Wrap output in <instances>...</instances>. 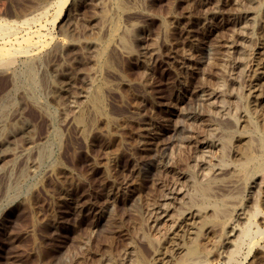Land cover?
<instances>
[{
    "label": "rangeland",
    "instance_id": "obj_1",
    "mask_svg": "<svg viewBox=\"0 0 264 264\" xmlns=\"http://www.w3.org/2000/svg\"><path fill=\"white\" fill-rule=\"evenodd\" d=\"M46 1L36 86L0 72V264H178L191 214L199 264H264V0Z\"/></svg>",
    "mask_w": 264,
    "mask_h": 264
},
{
    "label": "bare ground",
    "instance_id": "obj_2",
    "mask_svg": "<svg viewBox=\"0 0 264 264\" xmlns=\"http://www.w3.org/2000/svg\"><path fill=\"white\" fill-rule=\"evenodd\" d=\"M52 3L50 5V7H54L55 9V17L54 19L51 21V24L54 26L57 22V18L61 15L63 8L65 6V4L68 2V0H50ZM34 2V1H33ZM49 1L46 0H36V3L34 6L30 7V9H27L25 12L23 13H19V14H14L13 18L14 20H4L0 19V72L2 74V72H4L5 74H8V81L12 84L13 88H17L18 86H20V81H17V77L15 72L13 71L14 65H17V60L18 58L20 59V57L24 56V62H25V66H26V71H25V76H24V81L22 82L23 85L28 86V87H35L36 86V78H35V74L33 72V67H32V62L33 59L31 58V56L29 54L31 52V48H32V44H31V36L34 34V32L31 31L30 25L33 23H38L37 21L40 20L43 17H47L46 14L48 12V9H45V5L48 4ZM31 3V2H30ZM50 3V2H49ZM33 5V4H32ZM30 6V5H29ZM43 6V7H42ZM48 6V5H47ZM46 6V7H47ZM45 9V10H44ZM53 9V10H54ZM39 11V12H38ZM16 12V11H15ZM38 12V13H37ZM53 12V11H52ZM6 15V14H5ZM10 15V14H9ZM12 17V16H11ZM12 18V19H13ZM46 19V18H45ZM69 20V19H68ZM41 21V20H40ZM47 21V20H46ZM64 25V24H63ZM46 28V27H45ZM60 31L63 35H69L66 33V31H64V29L60 26ZM65 28V27H64ZM66 29V28H65ZM33 30V29H32ZM47 30V29H46ZM67 30V29H66ZM73 31V30H72ZM38 32V30H37ZM36 34V32H35ZM34 34V35H35ZM38 35V34H37ZM41 35V34H40ZM40 35H38L40 37ZM42 37V36H41ZM51 39V38H50ZM66 39V38H65ZM73 39V38H72ZM49 41V40H48ZM47 41V42H48ZM52 41V40H51ZM57 43V41H55ZM40 43V42H39ZM36 46L39 45L37 42L34 43ZM42 44V43H41ZM74 44V43H73ZM72 45V43H71ZM33 46V47H34ZM57 46L58 50H64L66 49V44L64 42V40H59L58 43L55 45ZM45 47V46H44ZM75 47V46H74ZM37 48V46H36ZM69 48V47H68ZM35 49V48H34ZM71 49V48H70ZM33 50V49H32ZM66 51V50H65ZM36 52V51H35ZM61 52V51H59ZM62 53V52H61ZM264 54V53H263ZM264 59V58H263ZM25 68V67H24ZM15 69V68H14ZM35 69V68H34ZM10 71V72H9ZM9 72V73H8ZM17 73V72H16ZM36 73V72H35ZM3 74V75H5ZM261 74V73H260ZM2 76V75H1ZM65 78V77H64ZM68 78V77H67ZM70 78V77H69ZM263 79V78H262ZM60 82V81H59ZM21 84V85H22ZM259 87V86H258ZM257 87V89H258ZM30 88V89H31ZM63 88V87H62ZM36 89V88H35ZM60 89V88H59ZM98 92V91H97ZM98 94V93H97ZM98 96V95H97ZM96 97V96H95ZM98 99V97L96 98ZM95 99V100H96ZM255 99V98H254ZM99 100V99H98ZM198 100V99H197ZM100 102V101H99ZM201 102V101H200ZM2 109V108H1ZM3 111V110H2ZM196 116V113L194 112H188L186 114V116L184 117V119L186 120H193ZM5 121V120H4ZM3 121V122H4ZM189 121V122H190ZM8 124V123H7ZM9 126V125H8ZM181 127V128H180ZM8 129V127H7ZM15 131V130H14ZM187 131V130H186ZM176 134H183V129L182 126L179 124L178 130L175 131ZM56 133V132H55ZM54 135L56 136V133ZM11 134V133H10ZM178 135V134H177ZM184 137V136H183ZM178 141V138H177ZM250 141V140H249ZM181 143V142H180ZM244 144V143H243ZM250 146V145H249ZM249 146L248 143L246 142L244 144V151L245 152V156L246 158L249 157L248 155H250L248 153L249 151ZM51 148V147H50ZM44 150V149H43ZM52 150V149H50ZM49 150V151H50ZM46 151V149H45ZM40 152V149H39ZM44 153V152H43ZM243 155V153H241ZM41 155V154H40ZM42 156V155H41ZM161 157V156H160ZM43 159V158H42ZM249 159V158H248ZM251 159H249L248 161H250ZM254 161V160H253ZM151 162V161H150ZM154 162V161H153ZM154 164V163H153ZM257 164V163H256ZM148 168V167H147ZM264 176V175H262ZM25 177V176H24ZM262 180V178H261ZM264 180V177H263ZM250 192V191H249ZM168 198V197H167ZM166 198V199H167ZM264 201V200H263ZM255 210V209H254ZM255 213V212H254ZM201 214V213H200ZM199 215V213H198ZM259 215V214H256ZM201 216V215H200ZM199 216V217H200ZM205 216H202L201 220H199V224L200 227H198V229L196 228V225L194 226V222L196 221V214H191L190 217L187 219V221H191L190 224H184V228L182 229V227H180L179 229H181L182 231L185 230L184 232H182V235H189L191 238V243L189 246L186 247L184 254H183V258L182 260L178 263V264H199L200 261V256L202 255L203 251L201 249L200 246V241L205 240L207 238L206 234L210 233V230L215 226L216 224V220H209L206 218H203ZM252 218V216H251ZM215 219V218H214ZM198 221V220H197ZM218 223V222H217ZM252 222H250L251 224ZM191 225V226H190ZM198 226V225H197ZM205 228V229H204ZM249 228V227H248ZM250 229V228H249ZM178 230V229H177ZM179 230V231H181ZM204 230V232H203ZM233 231V230H232ZM231 231V233H232ZM250 231V230H249ZM248 230L243 231L244 233L241 234L244 237H249L247 235L249 233ZM237 232V231H236ZM175 235H177V232H174ZM177 233V234H176ZM181 233V232H180ZM205 233V234H204ZM230 233V232H229ZM264 233H262L263 235ZM205 235V237H204ZM202 237H204L205 239H203ZM239 237V236H238ZM174 238V237H172ZM240 238V237H239ZM227 239V238H226ZM225 239V240H226ZM231 239V238H230ZM243 239V238H242ZM179 240V239H178ZM240 240V239H238ZM173 241V240H172ZM176 241V238H175ZM189 241V242H190ZM228 241V240H226ZM169 242V241H168ZM240 242V241H239ZM238 242V243H239ZM173 243V242H171ZM204 243V242H203ZM206 243V242H205ZM176 244V243H175ZM178 244V243H177ZM236 244V243H235ZM204 245L205 244H201ZM254 246H256V242H253V244L250 247L251 251ZM225 247V246H224ZM174 249V248H173ZM237 251V249H236ZM264 251V250H263ZM236 253V252H235ZM234 253V254H235ZM233 255V253H232ZM264 255V254H263ZM171 258V257H170ZM141 261V260H140ZM203 261V260H202ZM144 263V262H143ZM158 264V263H157Z\"/></svg>",
    "mask_w": 264,
    "mask_h": 264
}]
</instances>
